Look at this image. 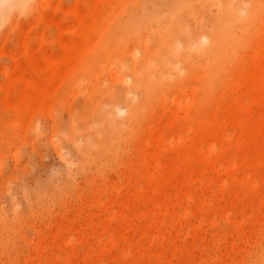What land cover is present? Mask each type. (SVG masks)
I'll use <instances>...</instances> for the list:
<instances>
[{
    "label": "rangeland",
    "instance_id": "obj_1",
    "mask_svg": "<svg viewBox=\"0 0 264 264\" xmlns=\"http://www.w3.org/2000/svg\"><path fill=\"white\" fill-rule=\"evenodd\" d=\"M0 264H264V0H0Z\"/></svg>",
    "mask_w": 264,
    "mask_h": 264
}]
</instances>
